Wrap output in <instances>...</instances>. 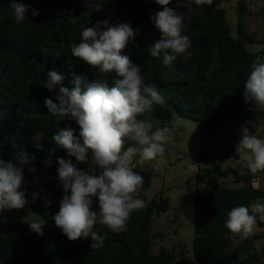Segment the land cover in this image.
Listing matches in <instances>:
<instances>
[{
  "label": "trees",
  "instance_id": "trees-1",
  "mask_svg": "<svg viewBox=\"0 0 264 264\" xmlns=\"http://www.w3.org/2000/svg\"><path fill=\"white\" fill-rule=\"evenodd\" d=\"M229 1L213 0L211 5L198 8L191 0H173L170 7L185 13L191 10L183 29L190 46L183 56L166 66L162 56L154 58L147 51L160 39L150 16L162 9L152 0H17L30 6L21 23L15 21L12 0H0V155L5 161L15 162L19 152H26L30 164L25 166L34 167L44 182L42 188L24 185L29 200L25 208L0 214V264H176L175 252H152L155 217L169 210L168 199L155 197L145 211H134L126 230L120 233L97 224L95 230L106 234V239L96 249L91 248L90 237L70 241L52 219L65 194L57 183V158L77 163L52 137L65 127L74 129L78 137L80 129L71 118L56 123L44 101L50 98L58 103L55 93L59 87H74L71 71L112 86L114 73L101 74L71 52V47L81 42L83 28L105 19L112 25L128 23L136 32L131 52L124 50L122 54L140 67L144 82L157 88L164 98L163 104L154 105L152 113L138 119L151 116L159 127L168 129L177 115L199 124L200 155L212 163L209 170L197 175L193 245L196 264H264V248H255L256 242L264 240V232L254 233L233 248L232 237L236 234L225 228L227 214L233 207H250L258 199L264 203V189L251 184L264 172L241 174L230 165L224 168V160L239 157L235 148L241 139V126L247 121H256L255 127L249 125V131L264 138V112L243 99V87L253 63H264V35L258 38L256 33L248 32L243 20L248 8L240 2L238 36L233 37L227 12L222 8ZM32 10L39 14L32 16ZM69 13L75 23L69 20ZM261 18L264 24V8ZM249 46L263 49L251 53ZM53 70L64 80L49 92L43 81ZM228 123L234 126L230 134L224 131ZM133 143L127 141L125 147ZM37 144L42 148L38 149ZM49 158L50 167L46 166ZM88 163L91 164L90 156ZM77 167L84 170V164L77 163ZM134 171L143 176L137 196L146 202L155 174L144 167ZM230 176L235 181L223 186L222 180ZM207 177L211 181L203 186ZM33 192L39 193L34 201ZM45 196L52 201L48 212ZM93 199V210L98 211V200ZM29 207L45 220L42 236L33 233L25 222ZM256 228L264 229V222L258 220Z\"/></svg>",
  "mask_w": 264,
  "mask_h": 264
},
{
  "label": "clouds",
  "instance_id": "clouds-1",
  "mask_svg": "<svg viewBox=\"0 0 264 264\" xmlns=\"http://www.w3.org/2000/svg\"><path fill=\"white\" fill-rule=\"evenodd\" d=\"M152 2L162 9L150 16L160 32V39L147 51L154 58L162 56L164 65L168 66L183 56L190 46V39L183 34V29L191 10L185 13L170 7L173 0ZM191 2L199 8L211 5L213 0ZM11 8L16 23H21L30 6L12 0ZM38 14L37 10H32V16ZM68 18L75 23L70 13ZM135 35L128 23L112 25L109 19L83 28L81 42L71 47L72 55L90 67L98 68L101 74L114 73L112 86L102 80H90L87 74L77 75L71 71L74 87L60 86L55 93L58 103L50 98L44 101L49 113L56 117V123L71 118L80 129L77 137L71 127L60 128L52 137L55 144L79 164H87L90 156V168L99 170L98 174L81 170L71 159L57 158L56 171L65 194L52 219L70 241L90 237L92 249L102 246L106 239V234L95 230L97 224L120 233L126 230L131 214L146 206L137 196L144 179L133 170L134 167H143L151 161H156L157 167L165 163L169 129L159 127L151 116L138 119L152 113L154 105L163 104L164 98L157 88L144 82L140 67L133 64L128 55L122 54ZM63 80L64 76L55 70L49 71L43 87L53 92ZM243 88L245 103L264 112V63H253ZM249 125L255 127L256 121H247L241 126V139L235 151L242 168L256 174L264 172V138L250 133ZM127 141L134 143L125 147ZM36 147L39 149L42 145ZM51 151L54 153L55 149ZM14 160L5 161L0 155V214L5 210L23 209L29 204L24 187V166L29 165L30 160L23 151ZM51 163L49 158L46 166L50 167ZM28 171L35 172L36 169L29 167ZM31 196L34 201L39 193L33 192ZM93 198L98 200V211L93 210ZM50 205L51 200L45 196L44 206ZM258 220L264 222V203L259 199L250 207H233L227 214L225 228L248 238L254 235ZM44 225L45 220L39 216L29 223L30 229L41 236Z\"/></svg>",
  "mask_w": 264,
  "mask_h": 264
},
{
  "label": "rangeland",
  "instance_id": "rangeland-1",
  "mask_svg": "<svg viewBox=\"0 0 264 264\" xmlns=\"http://www.w3.org/2000/svg\"><path fill=\"white\" fill-rule=\"evenodd\" d=\"M245 1H248V11L243 17L246 29L248 31L254 29L263 35L264 24L261 20L260 12L264 8V2L262 0H230L223 3L222 8L227 12L233 37L237 38L238 36V2L245 4ZM132 41L129 42L125 49L128 53L132 50ZM262 49L263 47L261 46H249L248 48L251 53ZM261 58L264 60V56ZM233 128V124L228 123L224 131L226 134H230ZM168 136L169 139L165 145V163L157 167V162L151 161L146 162L143 166L146 169L152 170L155 176L152 180L148 199L145 202L146 206L141 211H145L148 203L155 197L158 199H168L170 202L169 210L155 217L151 236L153 243L152 252L158 254L162 250L173 251L177 256L176 264H196L193 251L195 237L194 194L197 187V175L200 172L205 173L209 170L212 161L206 157L202 158L200 155L202 142L199 124L195 120L178 115L175 116ZM232 162L233 159L224 160V164H231ZM90 166V163L84 164V170L92 172L98 170L90 168ZM29 167L24 166L25 186L42 188L44 182L39 178L38 171L29 172ZM135 167L140 166L136 165ZM210 181L211 178L207 177L203 186L208 185ZM234 181L235 178L230 176L228 179H223L222 183L223 186H229ZM57 183L61 186L59 179ZM51 205L45 207L46 212L49 211ZM37 216L39 215L36 211L29 207L25 215V222L29 225L30 222L37 219ZM232 239L234 248L243 243L247 238L236 234ZM255 248L258 251L263 250L264 240L256 242Z\"/></svg>",
  "mask_w": 264,
  "mask_h": 264
},
{
  "label": "crops",
  "instance_id": "crops-1",
  "mask_svg": "<svg viewBox=\"0 0 264 264\" xmlns=\"http://www.w3.org/2000/svg\"><path fill=\"white\" fill-rule=\"evenodd\" d=\"M231 1H233V0H231ZM242 1H244V0H242ZM255 1H257V0H255ZM246 3V6H247V4H248V1H245ZM262 2H264L263 0H262ZM239 3L240 2H238V7H239ZM243 3V2H242ZM247 8H248V6H247ZM262 11V10H261ZM261 13V12H260ZM262 20V19H261ZM248 32H250V33H252V32H254V33H256V35L258 36V38H262L263 37V35L262 34H259L258 32H256L254 29L253 30H251V31H248ZM239 160V157L237 158V159H233V162H235V161H238ZM248 173H250V171L248 172ZM251 184H252V186L253 187H255V188H258V189H264V173H259L258 175H257V177L255 178V179H253V181L251 182ZM256 232L255 233H260V232H264V229H257L256 228V230H255Z\"/></svg>",
  "mask_w": 264,
  "mask_h": 264
},
{
  "label": "water",
  "instance_id": "water-1",
  "mask_svg": "<svg viewBox=\"0 0 264 264\" xmlns=\"http://www.w3.org/2000/svg\"><path fill=\"white\" fill-rule=\"evenodd\" d=\"M229 165L235 170L239 171L241 174H248L249 172L247 169L242 168V166L239 164V161L232 162L231 164L225 163L224 168H227Z\"/></svg>",
  "mask_w": 264,
  "mask_h": 264
},
{
  "label": "built area",
  "instance_id": "built-area-1",
  "mask_svg": "<svg viewBox=\"0 0 264 264\" xmlns=\"http://www.w3.org/2000/svg\"><path fill=\"white\" fill-rule=\"evenodd\" d=\"M136 168V167H135ZM253 181V180H252Z\"/></svg>",
  "mask_w": 264,
  "mask_h": 264
}]
</instances>
